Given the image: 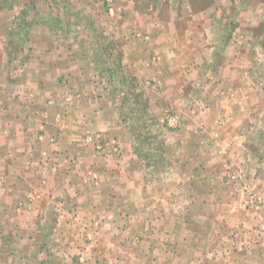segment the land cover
Returning a JSON list of instances; mask_svg holds the SVG:
<instances>
[{
  "label": "crops",
  "instance_id": "crops-1",
  "mask_svg": "<svg viewBox=\"0 0 264 264\" xmlns=\"http://www.w3.org/2000/svg\"><path fill=\"white\" fill-rule=\"evenodd\" d=\"M32 1L0 0V264H89L85 221L110 222L97 233L116 238L122 219L124 229L135 219L153 221V205L173 203L185 181L204 186L205 201L212 202L213 168L195 164L184 171L187 161L213 152H245L246 135L264 128V40L247 30L248 24L262 27V1L230 0L243 3L237 12L250 13L252 21L231 36L223 34L226 28L209 23L202 29L195 21L184 33L140 11L145 0H115L103 25L112 49H121L122 70L151 94L153 118L169 105L188 115V129L162 128L156 153L168 160L155 175L134 149L117 95V60L102 59L98 37L67 33L71 0L42 8ZM178 1L158 0L157 6L176 10ZM213 1L200 12L227 10L228 0ZM94 43L93 55L86 46ZM167 152L177 153L169 160Z\"/></svg>",
  "mask_w": 264,
  "mask_h": 264
},
{
  "label": "rangeland",
  "instance_id": "rangeland-1",
  "mask_svg": "<svg viewBox=\"0 0 264 264\" xmlns=\"http://www.w3.org/2000/svg\"><path fill=\"white\" fill-rule=\"evenodd\" d=\"M4 1L11 4L14 0ZM48 1L52 0H33L32 5L42 8L47 6ZM261 1L264 5V0ZM109 2L110 0H71L66 10L65 27L67 33L77 34L81 40L98 37L101 41L99 47L101 46L103 50L100 53L102 59L106 55H111L117 60L115 64L118 67L122 55L121 49H112L109 32L106 29L107 23L103 25V21L109 22L108 12L114 7L115 0H112L113 6L112 4L109 6ZM178 2L179 6L176 10H172L166 5L157 6L158 0H145L140 11L160 21L176 23L181 26L184 33L188 30L189 22L195 21L200 22L202 29L205 26L209 28L211 23L216 28H226L223 34L236 36L243 32L244 25L252 22L250 13L244 12L239 15L237 12L243 3L237 6L235 2L230 3L228 0V3H224L226 4L224 8L226 7L227 10L223 9V12L219 9L208 14L200 12L199 9L215 3L213 0H179ZM55 3L58 4V0ZM72 4L75 9L71 8ZM183 5H191L192 12H182ZM247 6L243 7L246 9ZM104 7L107 12L99 13L97 9L103 10ZM236 15L245 23L241 24L237 19L238 25L234 24V20L238 18ZM248 25L247 30L252 33L254 39L264 40V29H262L264 23L262 27ZM136 31L146 40L150 39L149 33L140 28ZM97 46L94 43L86 48L88 47L87 51L89 49L94 55L96 51L94 49L99 48ZM260 52L264 55V46ZM151 56V59L156 61V55ZM262 69L264 66H261ZM115 70L118 76H122L118 68ZM122 80L126 81H120L118 85L120 91L117 95L121 103L126 106L124 109L128 125H131L134 132L135 152L149 167V172L155 175L164 170L161 161L164 158L168 160L167 157L157 156L156 153L163 144L162 128L172 131L188 129V115L184 114L185 110L182 108L178 110L174 105H169L160 108L153 118L154 115H151L150 111L153 106V101L149 99L151 94L148 97L138 88L140 91L135 89L128 96L125 87L129 86L130 89L131 87L127 79ZM170 114L179 115L183 122L181 127L172 128L166 124ZM250 131L245 139V152H213L211 157L204 156L192 159V162L187 161L188 168L184 173L195 164H206L207 168H213L212 202L205 201L209 196L204 186L194 188L190 181H185L179 189L174 190L173 203L153 205L154 212L148 216V218L153 217V221L147 222L145 218L135 219L129 225L126 223L124 229L122 219L120 224L123 226L118 228L116 238L99 235L102 229L109 228L106 223L110 225V222L85 221L86 234L83 239L87 262L89 264L93 262L97 264H264V128L261 130L252 128ZM167 153L170 154L167 156H170L169 160H171L172 155L177 152ZM186 184H190L193 188H183ZM121 211L124 213L126 210L121 208ZM167 214L169 221H163L162 218ZM205 216H207L206 220ZM4 224L8 225L7 222ZM46 225L41 227L45 228ZM147 228L150 231L144 232ZM98 229L100 231L97 233ZM71 257L72 255L70 259Z\"/></svg>",
  "mask_w": 264,
  "mask_h": 264
},
{
  "label": "trees",
  "instance_id": "trees-1",
  "mask_svg": "<svg viewBox=\"0 0 264 264\" xmlns=\"http://www.w3.org/2000/svg\"><path fill=\"white\" fill-rule=\"evenodd\" d=\"M119 63V65H118V69L120 70V73H122V76H118L119 77V83H120V81H123V82H125L126 80H122V79H127V81H128V84L130 85V87H131V89L129 88V86H127L126 88H127V93H128V96L131 94V92L133 91V90H137V88H138V85H137V83H136V81H135V79L133 78V77H131V76H129L128 74H126L125 73V71L124 70H122V67H121V65H120V60L118 61ZM152 119V118H151ZM150 119V120H151Z\"/></svg>",
  "mask_w": 264,
  "mask_h": 264
},
{
  "label": "built area",
  "instance_id": "built-area-1",
  "mask_svg": "<svg viewBox=\"0 0 264 264\" xmlns=\"http://www.w3.org/2000/svg\"><path fill=\"white\" fill-rule=\"evenodd\" d=\"M111 4H112V0H110L109 6H111ZM182 123H183L182 119L179 117V115H176V114L175 115L170 114L166 122V124H168L172 128L181 127Z\"/></svg>",
  "mask_w": 264,
  "mask_h": 264
}]
</instances>
